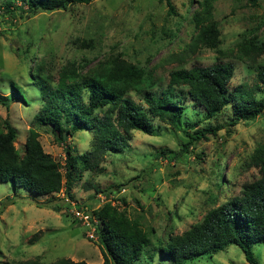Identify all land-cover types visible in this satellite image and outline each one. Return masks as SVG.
Returning <instances> with one entry per match:
<instances>
[{"label": "rangeland", "instance_id": "obj_1", "mask_svg": "<svg viewBox=\"0 0 264 264\" xmlns=\"http://www.w3.org/2000/svg\"><path fill=\"white\" fill-rule=\"evenodd\" d=\"M6 1L0 0V126L6 128L8 121L17 129L15 145L22 155L31 128L39 131L44 150L60 164L65 163L67 147L74 154L92 148L91 130L60 139L51 125L36 121L43 104L40 84L33 79L37 73L57 83L67 65H82V74L87 75L99 62L122 53L153 73L152 87L129 94L145 110L146 98L160 96L174 69L231 61L236 69L229 93L239 85L251 88L257 83L255 70L236 56V48L244 37L264 42V0H215L213 15L220 43L216 48L195 50L190 45L197 32L192 18L202 0H172L174 14L165 0H92L36 13L28 12L26 6L20 9V0H12L15 6L7 11ZM259 63L264 65V55ZM15 85L26 99L12 100ZM261 87L258 98H264V84ZM176 98L185 108L179 128L155 118V134L133 131L123 151L107 154L100 169L83 171L74 180L70 196L65 187L49 196H36L16 189L12 181L0 182V264L35 258L46 263L71 258L102 264L98 235L78 216L79 210H90L93 215V210L111 201L154 231L155 243L201 222L207 212L240 194L245 182L259 178V169L250 158L264 142V112L231 126L235 117L231 106L207 120L187 87H177ZM82 100L87 103V90ZM198 120L203 123L196 129L207 124H224L225 128L187 149L184 144L189 137L184 129ZM61 170L65 172L64 167ZM253 249L256 264H264V243H256ZM160 263L171 264L155 256L153 264ZM187 264L249 262L239 246L230 245Z\"/></svg>", "mask_w": 264, "mask_h": 264}, {"label": "trees", "instance_id": "obj_2", "mask_svg": "<svg viewBox=\"0 0 264 264\" xmlns=\"http://www.w3.org/2000/svg\"><path fill=\"white\" fill-rule=\"evenodd\" d=\"M20 1V9L25 10L26 6L28 12L36 13L66 9L69 4H88L92 0ZM165 1L170 13L174 14L172 0ZM214 1L202 0L199 11L193 15L192 21L197 29L190 44L193 50L202 46L216 48L220 43L221 32L213 15ZM5 4L7 11L15 6L12 0ZM263 55L264 42L256 38L244 37L238 43L236 56L255 70L257 83L251 88L239 85L231 93L228 86L236 69L231 61L171 70L167 87L160 96L146 98L147 110L129 94L152 87L156 82L153 73L128 61L122 53L99 62L87 75L82 74L84 66L67 65L57 83H49L39 73L34 74L33 79L40 84L43 98L42 107L35 115L36 121L51 125L60 139L67 134L72 136L78 131L91 130L92 148L74 154L67 147L65 163L60 164L44 150L39 131L31 128L22 155L15 145L17 129L6 121V128L0 126V182L12 181L16 189L24 188L36 196H49L65 187L70 196L74 180L83 171L100 169L107 154L123 151L129 145L133 131L155 134V118L179 128L185 110L180 99L176 98V88L181 86L187 87L190 99L205 110L207 120L219 116L230 106L235 117L229 125L252 120L264 112V98L256 96L264 84V65L259 63ZM41 70L42 67L38 72ZM14 88L12 100L26 97L20 86ZM85 90L88 92L87 103L82 100ZM201 123L202 120L189 123L187 127L190 129H184L189 137L185 148L197 140L216 136L225 128L224 124H207L196 129ZM250 163L258 167L260 176L245 182L240 194L207 212L201 222L189 229L182 233L171 232L167 238L157 239L155 243L151 239L154 231L145 229L111 201L93 210L98 222L89 210L90 224L100 241L102 264H137L138 261L153 264L155 256L169 259L171 264H187L201 256L211 257L230 245L239 246L249 264H256L253 247L256 243H264V142L255 149ZM19 264L90 263L71 258L46 263L35 258Z\"/></svg>", "mask_w": 264, "mask_h": 264}, {"label": "built area", "instance_id": "obj_3", "mask_svg": "<svg viewBox=\"0 0 264 264\" xmlns=\"http://www.w3.org/2000/svg\"><path fill=\"white\" fill-rule=\"evenodd\" d=\"M79 211H81V213L78 212V213H77L78 216H80V218H81L84 222H86L87 225H91V224H90V218H91L90 213L87 212L86 210H79Z\"/></svg>", "mask_w": 264, "mask_h": 264}, {"label": "bare ground", "instance_id": "obj_4", "mask_svg": "<svg viewBox=\"0 0 264 264\" xmlns=\"http://www.w3.org/2000/svg\"><path fill=\"white\" fill-rule=\"evenodd\" d=\"M249 52V51H248ZM260 54V53H259Z\"/></svg>", "mask_w": 264, "mask_h": 264}]
</instances>
